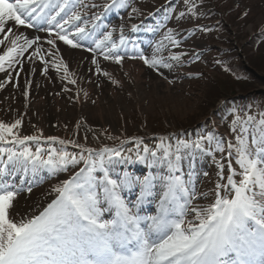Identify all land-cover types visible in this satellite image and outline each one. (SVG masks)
Listing matches in <instances>:
<instances>
[{
  "label": "snow or ice",
  "instance_id": "snow-or-ice-1",
  "mask_svg": "<svg viewBox=\"0 0 264 264\" xmlns=\"http://www.w3.org/2000/svg\"><path fill=\"white\" fill-rule=\"evenodd\" d=\"M114 6L127 5L123 0H111L110 4L102 5L85 4L84 0H0V34L3 36L0 45L5 46L0 54V72L6 71L5 64L22 66L23 61L18 58L33 49L27 57L29 61H42L45 74L49 67L57 71L62 68L67 79L72 73L57 55V43L62 41L72 48H82L80 41L90 31L83 21L88 15L86 10L100 7L107 11ZM137 11L132 9L133 13ZM92 16L100 19L98 14ZM16 26L35 28L46 36L29 39L22 33L17 34ZM131 27L138 28L135 24ZM42 39L50 46L47 51L41 46ZM119 39L120 45L125 44L123 33ZM164 39L173 46L179 44L171 29ZM120 45L113 42L111 31H105L102 38L95 41V48L89 47L88 51L100 50L105 60L119 64L123 56L115 50ZM163 48L160 42L150 58L141 54L139 59L158 71L159 66L170 68L172 65L165 57L158 55ZM181 55L174 53L169 58L179 62ZM46 56H51L52 60ZM92 63L100 72L95 58ZM71 83L76 81L73 79ZM21 124V119L12 123L0 121V145H3L0 146V264H264V112L259 113V119L251 114L237 115L233 119L231 131L235 133L236 143L223 138L216 141L217 151L223 154L227 150V158L222 155L217 162L220 181L226 182H218L210 193L199 194L189 181L177 174L179 157L173 158L170 146L161 154V162L167 164V174L143 179L113 178L105 167V156L111 160L120 157V151L77 145L82 149L79 154L55 147H49L45 154L40 146L35 149L27 146L28 142L39 145L41 136L20 135ZM46 139L55 142L58 137ZM207 139L211 141L213 137ZM59 143L75 142L59 140ZM183 147H188L187 142ZM192 147L200 148V141L193 142ZM176 151L179 152V148ZM143 152L157 156L146 145ZM93 156L98 158L93 159ZM233 157L239 170L233 167ZM225 159L226 165L222 162ZM81 162L84 167L53 187L55 198L38 214L24 217L17 213L18 219L13 216L11 210L18 194L32 191L33 181L24 178L27 173L35 175L46 169L48 174H56ZM17 175L21 177L18 182L12 179ZM157 179L162 185L157 212L140 216L128 206L120 190L138 184L140 196L133 207L139 208L146 196L153 195ZM197 195L204 199L211 196V201L206 205L195 204ZM103 204L107 207H102ZM105 212L110 219L104 218Z\"/></svg>",
  "mask_w": 264,
  "mask_h": 264
},
{
  "label": "rangeland",
  "instance_id": "rangeland-1",
  "mask_svg": "<svg viewBox=\"0 0 264 264\" xmlns=\"http://www.w3.org/2000/svg\"><path fill=\"white\" fill-rule=\"evenodd\" d=\"M123 2L127 6H118L119 14L109 23H114L121 30H127L133 24L138 26L136 30L145 29L149 34L140 32L138 35L149 37L153 47V51L144 52L143 49L133 53L132 49H125L119 52L123 56L122 62L128 63L132 72L140 74V92L134 90L132 78L124 75L121 63L109 59L117 72L123 75L118 86H114L116 82L112 84L101 69L99 73L104 75L106 86L101 88L96 83L92 94L80 107L72 98L74 85L68 82V88L59 91L62 93L61 110H55L51 100H46L41 109L21 102L14 108H6L0 96V121L12 123L21 119L20 135L41 136L39 145L28 142L27 146L33 149L40 146L45 149V154L49 147L79 154L82 149L77 145L120 151V157L109 160L105 156V167L113 178L121 177L123 166L128 164L127 171L133 178L167 174V164L161 162V154L170 146L173 158L179 157L177 174L189 181L197 194L210 193L218 182H226L220 181L217 162L221 161L222 155L227 158V150L223 154L217 151L216 141L223 138L235 144V133L231 131L233 119L237 115L244 117L248 114L259 119V113L264 112V0ZM133 8L138 11L133 13ZM170 29L179 41L176 46L164 39ZM124 36L127 39L129 35ZM160 42L164 48L158 55L165 57L172 66H159L158 71L144 64L139 56L143 54L150 58ZM174 53L182 54L179 62L169 58ZM145 69L151 70L152 74H143ZM158 75L160 78H156ZM243 83L248 84L244 86ZM111 89H115V94L110 96L112 100L99 99V95L105 94L100 91L110 93ZM228 99H252L253 102L241 105L238 100L233 107L227 103ZM39 112L43 117L38 116ZM49 136L58 137V140L49 142L46 139ZM209 136L213 137L211 141L207 139ZM201 137L205 139L201 140ZM59 140L75 143L61 145ZM196 141H200V148L192 147ZM184 142L188 147H183ZM145 145L157 153L155 158L143 152ZM97 158L93 156V159ZM222 162L226 165L227 159ZM232 162L233 167L239 170L234 157ZM81 167H84L83 162L68 171L35 180L31 192L24 190L14 200L13 216L18 219L17 213L24 217L38 214L55 198L53 187ZM224 175H228L227 167ZM155 185L162 190L158 179ZM210 201L211 196L204 199L197 195L194 203L206 205ZM104 218L107 219L105 214Z\"/></svg>",
  "mask_w": 264,
  "mask_h": 264
},
{
  "label": "bare ground",
  "instance_id": "bare-ground-1",
  "mask_svg": "<svg viewBox=\"0 0 264 264\" xmlns=\"http://www.w3.org/2000/svg\"><path fill=\"white\" fill-rule=\"evenodd\" d=\"M14 31L17 34L22 33L24 36L29 39L34 38L39 35L41 37H45L46 33L33 31L31 29L26 28L25 26H16ZM3 36L0 34V39ZM20 43H23L21 40ZM41 46L45 51H47L50 46L47 44L46 39H42ZM5 46L0 45V54H2V50ZM35 47V46H34ZM57 55L60 56L64 62L68 65L69 72L72 73L67 79H65V73L61 68L57 71L54 67H49L47 74L44 73L43 68L44 65L41 64L39 60L33 59L29 61L27 57L30 55L33 49H29L28 52L24 54V56L19 57L18 59L23 61V65H14L13 67L5 66L7 70L5 73L0 75V83H3L4 87L0 88V96L4 99L2 104L7 108L16 107L18 103H24L25 105H29L31 108H44L46 100H51L54 102L55 110H61V95L59 91H62L65 88H68L67 83L71 82V80H75L76 83H72L74 88L72 89V98L75 99L78 104H82V102L90 96L94 90V85L96 83L102 86H106L104 75H101L96 71V64L92 63L93 58H95L100 66V69L109 73L107 75L114 83V86H118L122 83L123 75L117 72L114 65L105 60L104 57L101 56H93L90 53L86 52L80 48H72L71 46L64 45L62 41L57 43ZM153 51V50H152ZM152 54V53H151ZM46 59L52 60L51 56H46ZM121 68L124 72V75L133 80V87L136 92H140L141 82L139 81L140 74H135V71H131L129 69L128 63L121 62ZM32 69H35L33 71ZM119 71V70H118ZM151 75V70H144L143 74ZM17 73L19 75L17 76ZM11 76V79L9 77ZM106 76V75H105ZM156 77V76H155ZM153 78L154 83H156V78H160L159 75L156 78ZM30 82V83H28ZM25 91L28 92V95L25 96ZM115 89H111L110 93L105 90L100 91V93L105 92V94L99 95L100 100H112L110 97L114 95ZM113 92V93H112ZM81 107V105H80ZM80 110V109H79ZM81 111V110H80ZM100 112V111H99ZM39 117H43V113H38ZM49 116H46V118ZM126 195V194H124ZM158 198L159 195L157 193H153L151 196H146L143 200H149L150 198Z\"/></svg>",
  "mask_w": 264,
  "mask_h": 264
},
{
  "label": "trees",
  "instance_id": "trees-1",
  "mask_svg": "<svg viewBox=\"0 0 264 264\" xmlns=\"http://www.w3.org/2000/svg\"><path fill=\"white\" fill-rule=\"evenodd\" d=\"M248 83H243V85L245 86V85H247Z\"/></svg>",
  "mask_w": 264,
  "mask_h": 264
}]
</instances>
